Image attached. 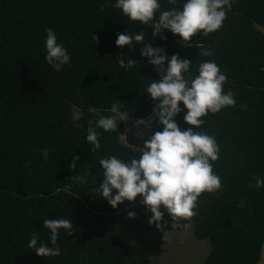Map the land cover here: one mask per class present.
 I'll list each match as a JSON object with an SVG mask.
<instances>
[{
  "label": "trees",
  "instance_id": "16d2710c",
  "mask_svg": "<svg viewBox=\"0 0 264 264\" xmlns=\"http://www.w3.org/2000/svg\"><path fill=\"white\" fill-rule=\"evenodd\" d=\"M114 2L0 0V264H151L139 245L113 227L128 202L113 209L95 191L102 180L99 160L119 155L127 161L132 153L120 135L142 146L139 135L125 132L122 121L116 132L98 129L101 148L95 152L85 139L89 121L110 115L113 102L130 119H147L152 112L154 102L145 90L158 73L139 48L129 52L115 45L117 33L128 31H143L144 42L192 61L193 73L208 59L225 73L224 91L234 93L236 105L204 117L198 129L215 136L220 146L214 171L222 190L202 193L197 215L189 220L195 239L210 243L202 264H258L264 187L257 191L249 185L257 176L264 178V0H232L222 28L194 35L191 47L168 30L153 36L150 27L128 20ZM169 7L161 0L162 10ZM47 28L71 57L61 72L44 60ZM198 43L215 55L201 56ZM127 58L137 65L121 68L118 60ZM183 115L176 117L182 130L192 127ZM160 130L153 122L149 133ZM73 157H79L74 169L69 167ZM86 171L92 173L88 183H77L74 178ZM61 218L73 226L71 236L60 233L61 254L37 256L28 247L31 234L48 243L44 220Z\"/></svg>",
  "mask_w": 264,
  "mask_h": 264
},
{
  "label": "clouds",
  "instance_id": "9594fccd",
  "mask_svg": "<svg viewBox=\"0 0 264 264\" xmlns=\"http://www.w3.org/2000/svg\"><path fill=\"white\" fill-rule=\"evenodd\" d=\"M167 3L171 6L167 10H162L161 0H115L113 7L119 9L128 20L150 27L153 36H161L168 30L191 47L195 43L192 40L194 35L208 36L221 29L226 13L232 6V0H167ZM45 31L44 60L54 71L61 72L66 65H70L69 51L62 42H58L53 29L47 28ZM92 40L99 42L97 36H93ZM144 41L143 31H128L117 33L115 45L118 48L127 46L129 52L139 48L140 56L146 58L147 63L157 71L159 78L151 80L145 90L154 102L151 114L147 119L141 117L131 121L137 129H149L155 122L162 126V130L151 135L149 133V136L139 132L142 146L130 144L125 139L127 134L121 133L120 140L132 156L127 161L119 155L100 159L102 180L95 191L113 209L127 201L126 209L139 196V202L150 213L148 224L154 225L166 238L169 226L171 229L179 227L197 215L194 210L202 193L222 190L221 178L214 171L220 146L215 136L198 129L205 124L204 117L226 107H234L236 98L233 92L224 91L226 75L215 60L202 61L193 73L192 61L181 59L176 54L169 57L164 48L154 47L152 42ZM139 44L142 47H137ZM196 46L203 57L215 55L213 49L205 48L201 43ZM118 63L123 69L137 65L136 60L129 58L126 63L124 59H119ZM121 108L119 102H113L108 110L110 115H101L89 121L85 139L91 145V152L101 148V133L98 129L116 132L120 122L130 119ZM181 112H184V122L192 127L181 129L176 121ZM41 155L46 160L49 153L45 150ZM78 159L73 157L69 167H77ZM89 176L92 173L86 171L74 180L86 184ZM249 187L260 190L264 187V178L255 177V184ZM165 214L168 220L164 219ZM127 215L132 219L136 213L129 211ZM43 225L48 229V243L40 240L38 233L34 232L28 247L40 257L59 256L60 233L63 231L66 236L72 235L71 219H45Z\"/></svg>",
  "mask_w": 264,
  "mask_h": 264
},
{
  "label": "rangeland",
  "instance_id": "374dc122",
  "mask_svg": "<svg viewBox=\"0 0 264 264\" xmlns=\"http://www.w3.org/2000/svg\"><path fill=\"white\" fill-rule=\"evenodd\" d=\"M132 119L123 121L127 130L133 132H143L144 136H149L148 128L137 129L133 125ZM137 200L132 202L125 210H122L113 222V227L117 234L139 245L148 255L151 264H202L210 250L208 240H197L193 235L192 223L190 220L184 221L179 227L171 229L166 238L163 232L158 231L155 226L148 224L150 213L145 211L144 206ZM136 213L135 218L130 219L128 212ZM165 220L169 217L165 214ZM259 264H264V247Z\"/></svg>",
  "mask_w": 264,
  "mask_h": 264
},
{
  "label": "crops",
  "instance_id": "0c3cea01",
  "mask_svg": "<svg viewBox=\"0 0 264 264\" xmlns=\"http://www.w3.org/2000/svg\"><path fill=\"white\" fill-rule=\"evenodd\" d=\"M259 264V263H258Z\"/></svg>",
  "mask_w": 264,
  "mask_h": 264
}]
</instances>
